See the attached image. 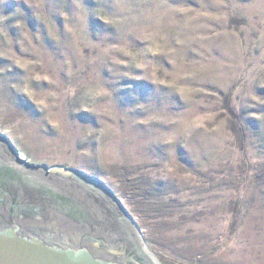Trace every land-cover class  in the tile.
I'll return each instance as SVG.
<instances>
[{
    "label": "rangeland",
    "instance_id": "374dc122",
    "mask_svg": "<svg viewBox=\"0 0 264 264\" xmlns=\"http://www.w3.org/2000/svg\"><path fill=\"white\" fill-rule=\"evenodd\" d=\"M0 133L159 264H264V0H0Z\"/></svg>",
    "mask_w": 264,
    "mask_h": 264
},
{
    "label": "water",
    "instance_id": "95a60500",
    "mask_svg": "<svg viewBox=\"0 0 264 264\" xmlns=\"http://www.w3.org/2000/svg\"><path fill=\"white\" fill-rule=\"evenodd\" d=\"M98 177L25 160L0 133V264H157Z\"/></svg>",
    "mask_w": 264,
    "mask_h": 264
},
{
    "label": "bare ground",
    "instance_id": "6f19581e",
    "mask_svg": "<svg viewBox=\"0 0 264 264\" xmlns=\"http://www.w3.org/2000/svg\"><path fill=\"white\" fill-rule=\"evenodd\" d=\"M20 156H21V155H20ZM145 249L147 250V248H145ZM150 256H151V255H150ZM152 256H153V255H152ZM152 256H151V257H152ZM152 258H153V257H152ZM154 258H155V257H154ZM154 258H153V259H154ZM155 259H156V258H155ZM155 259H154V260H155ZM156 260H157V259H156ZM156 260H155V261H156ZM156 262H157V261H156ZM157 264H159V263L157 262Z\"/></svg>",
    "mask_w": 264,
    "mask_h": 264
}]
</instances>
